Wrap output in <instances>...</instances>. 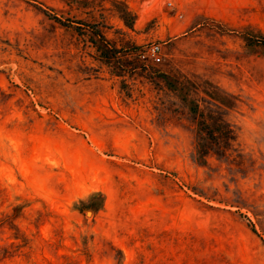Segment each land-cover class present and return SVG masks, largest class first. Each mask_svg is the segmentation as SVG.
Segmentation results:
<instances>
[{
    "label": "rangeland",
    "instance_id": "374dc122",
    "mask_svg": "<svg viewBox=\"0 0 264 264\" xmlns=\"http://www.w3.org/2000/svg\"><path fill=\"white\" fill-rule=\"evenodd\" d=\"M262 37L264 0H0V264H264Z\"/></svg>",
    "mask_w": 264,
    "mask_h": 264
},
{
    "label": "built area",
    "instance_id": "2783aa9c",
    "mask_svg": "<svg viewBox=\"0 0 264 264\" xmlns=\"http://www.w3.org/2000/svg\"><path fill=\"white\" fill-rule=\"evenodd\" d=\"M149 52L151 53L152 57L157 61H161L160 53H161V47L157 44L151 45Z\"/></svg>",
    "mask_w": 264,
    "mask_h": 264
},
{
    "label": "trees",
    "instance_id": "16d2710c",
    "mask_svg": "<svg viewBox=\"0 0 264 264\" xmlns=\"http://www.w3.org/2000/svg\"><path fill=\"white\" fill-rule=\"evenodd\" d=\"M251 42L264 46V37H262L261 40L252 39Z\"/></svg>",
    "mask_w": 264,
    "mask_h": 264
}]
</instances>
